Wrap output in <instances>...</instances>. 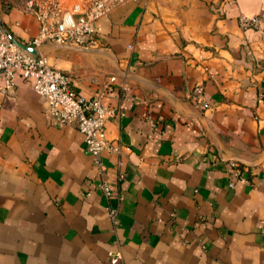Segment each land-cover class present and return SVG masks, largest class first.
Listing matches in <instances>:
<instances>
[{"label": "crops", "instance_id": "crops-1", "mask_svg": "<svg viewBox=\"0 0 264 264\" xmlns=\"http://www.w3.org/2000/svg\"><path fill=\"white\" fill-rule=\"evenodd\" d=\"M0 19L20 42L37 33L21 9ZM92 38L37 52L86 97L115 76L103 103L121 111L106 131L122 152L104 178L123 199L104 196L74 124L0 77V264H264V0L128 1ZM231 161L245 178L232 188Z\"/></svg>", "mask_w": 264, "mask_h": 264}, {"label": "built area", "instance_id": "built-area-1", "mask_svg": "<svg viewBox=\"0 0 264 264\" xmlns=\"http://www.w3.org/2000/svg\"><path fill=\"white\" fill-rule=\"evenodd\" d=\"M128 1L137 0H73L68 5L62 0H24L21 11L37 22L38 29L33 37L23 43L36 50L43 44L89 47L95 43L92 38L95 23ZM262 21L258 15L238 16L242 29H259ZM16 74L30 82L34 92L43 99L44 114L52 119L54 125L74 124L82 133L84 151L92 159L104 196L121 201L123 196L112 192L104 178L107 166L103 161L106 154L119 156L122 152L120 143L109 139L106 131L107 120L119 118L121 111L103 103V97L111 89L115 76H110L102 88L86 97L76 90L69 73L48 64L41 53L34 54L18 47L0 27L2 92L13 88ZM201 93V86L194 88V98L197 99ZM147 119L152 125L157 124L150 116ZM121 165L122 161L117 159L116 166ZM229 173L228 187L245 181L238 164L233 161L229 162ZM118 177L122 179L124 175L119 174ZM108 217L115 224L117 209L109 208ZM109 255L111 264H122L118 252Z\"/></svg>", "mask_w": 264, "mask_h": 264}, {"label": "rangeland", "instance_id": "rangeland-1", "mask_svg": "<svg viewBox=\"0 0 264 264\" xmlns=\"http://www.w3.org/2000/svg\"><path fill=\"white\" fill-rule=\"evenodd\" d=\"M24 0H0V16L2 13H8L12 9H21ZM64 4L68 5L73 2V0H62Z\"/></svg>", "mask_w": 264, "mask_h": 264}, {"label": "water", "instance_id": "water-1", "mask_svg": "<svg viewBox=\"0 0 264 264\" xmlns=\"http://www.w3.org/2000/svg\"><path fill=\"white\" fill-rule=\"evenodd\" d=\"M0 27L2 28V30L6 33V35L8 36V38L14 42L18 47L24 49V50H27L28 52H31V53H37V50L31 46H28L27 44L23 43V42H20L18 41L16 38H14V36H12L8 30L6 29V27L4 26V24L2 23L1 19H0Z\"/></svg>", "mask_w": 264, "mask_h": 264}, {"label": "trees", "instance_id": "trees-1", "mask_svg": "<svg viewBox=\"0 0 264 264\" xmlns=\"http://www.w3.org/2000/svg\"><path fill=\"white\" fill-rule=\"evenodd\" d=\"M9 32V31H8ZM11 35H12V33L11 32H9Z\"/></svg>", "mask_w": 264, "mask_h": 264}]
</instances>
